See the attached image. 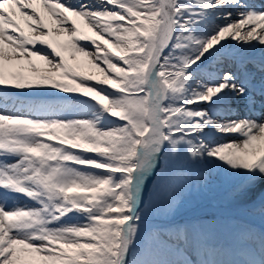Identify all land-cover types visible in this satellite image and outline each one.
Returning <instances> with one entry per match:
<instances>
[{
  "label": "snow or ice",
  "instance_id": "6c2138e0",
  "mask_svg": "<svg viewBox=\"0 0 264 264\" xmlns=\"http://www.w3.org/2000/svg\"><path fill=\"white\" fill-rule=\"evenodd\" d=\"M253 41L250 0H0V264H264V191L171 219L264 180Z\"/></svg>",
  "mask_w": 264,
  "mask_h": 264
},
{
  "label": "rangeland",
  "instance_id": "374dc122",
  "mask_svg": "<svg viewBox=\"0 0 264 264\" xmlns=\"http://www.w3.org/2000/svg\"><path fill=\"white\" fill-rule=\"evenodd\" d=\"M152 188L153 183L151 190ZM256 189L257 187L251 188L232 199L227 198L229 188L218 182H214L207 191H188L182 195L180 203L173 210L171 219L176 222H183L196 217L213 216L217 213L243 217L245 216L246 205L251 202V194ZM148 195L145 200L148 199ZM158 207L161 205L158 204ZM256 223H260L259 219L256 220Z\"/></svg>",
  "mask_w": 264,
  "mask_h": 264
},
{
  "label": "bare ground",
  "instance_id": "6f19581e",
  "mask_svg": "<svg viewBox=\"0 0 264 264\" xmlns=\"http://www.w3.org/2000/svg\"><path fill=\"white\" fill-rule=\"evenodd\" d=\"M40 2V1H39ZM58 8H62V6H59ZM65 13H67L68 11L66 9L63 10ZM235 43V42H233ZM252 44L254 45V47H251V46H248L247 50L249 52V54H253V56H255L256 54H259L260 52H262V54L264 53V45L262 44H259L258 42L256 41H253ZM260 50V51H259ZM260 77H257V79H259ZM251 100V97L247 98V99H241L239 97H232L230 101H228L232 107H234L237 112L240 114V115H245V114H242L241 110L239 109V107L235 104H241V105H246V106H249V102ZM234 102V103H233ZM237 102V103H236ZM258 101H256L255 104H257ZM254 104V105H255ZM253 105V106H254ZM259 105V104H257ZM209 110V112H215L216 111V108L219 107V105H212V104H209L206 106ZM261 191H264V180L260 181L258 186H257V189L251 194V200L254 199Z\"/></svg>",
  "mask_w": 264,
  "mask_h": 264
}]
</instances>
